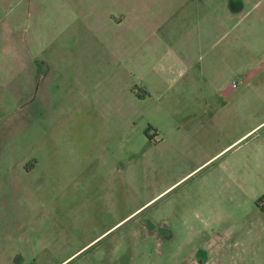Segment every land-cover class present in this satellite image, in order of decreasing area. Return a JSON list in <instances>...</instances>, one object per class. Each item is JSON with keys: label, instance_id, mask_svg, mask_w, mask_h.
<instances>
[{"label": "rangeland", "instance_id": "obj_1", "mask_svg": "<svg viewBox=\"0 0 264 264\" xmlns=\"http://www.w3.org/2000/svg\"><path fill=\"white\" fill-rule=\"evenodd\" d=\"M197 1L0 0V264H264V66H189Z\"/></svg>", "mask_w": 264, "mask_h": 264}, {"label": "crops", "instance_id": "obj_2", "mask_svg": "<svg viewBox=\"0 0 264 264\" xmlns=\"http://www.w3.org/2000/svg\"><path fill=\"white\" fill-rule=\"evenodd\" d=\"M235 3V6H231L229 0L219 2L209 0L206 10L203 3L197 1L192 11L187 10L180 14L178 22L180 29L165 30L166 36L173 42L177 41L182 50L186 52L193 50L194 59H190L188 65L197 67L199 73L203 72L202 66L208 67L220 60L229 66L231 71L235 64L238 69L244 71V76L250 79L256 77L257 69L264 66V49L260 47L259 54L257 46L258 33L262 31L264 33V0H236ZM183 4V7L187 5L184 2ZM148 30L150 34L158 31ZM249 35H252V41L255 40V43L249 42ZM263 37L262 35V41ZM164 38L160 37L161 40ZM249 60H252L253 66L259 67L249 69ZM170 69L168 68V71ZM213 71L216 78V70ZM208 110H211L209 106L203 109L204 112ZM33 166L34 164L31 165ZM192 263L207 264V261L193 259Z\"/></svg>", "mask_w": 264, "mask_h": 264}, {"label": "built area", "instance_id": "obj_3", "mask_svg": "<svg viewBox=\"0 0 264 264\" xmlns=\"http://www.w3.org/2000/svg\"><path fill=\"white\" fill-rule=\"evenodd\" d=\"M243 82V80L241 78L237 79V80H233L232 82V87H237L239 84H241Z\"/></svg>", "mask_w": 264, "mask_h": 264}]
</instances>
